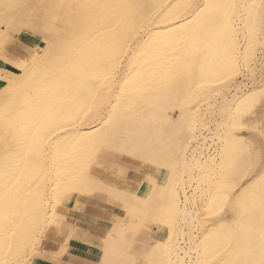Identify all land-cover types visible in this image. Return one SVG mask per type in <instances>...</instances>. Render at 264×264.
Segmentation results:
<instances>
[{"label": "rangeland", "instance_id": "374dc122", "mask_svg": "<svg viewBox=\"0 0 264 264\" xmlns=\"http://www.w3.org/2000/svg\"><path fill=\"white\" fill-rule=\"evenodd\" d=\"M78 1L80 0H64V3L68 2L67 4L65 3V5L72 3V9L74 8L76 10H74V14L77 12L76 8L80 7L78 10H80L81 13L79 14L80 16L78 15L79 18H74V20L76 19L75 24L72 26L68 25L67 22V24H65V22H63V20L61 21L59 18L55 20L57 26L56 28H58L59 32L42 29L44 33L43 34L41 33L42 30H40V28L37 30L34 27L31 28L26 24L28 22L27 15L30 14V17H33L31 16V13H34L32 11H35L33 4H30V9H27V7H25V9L24 6H22L21 10L24 11L23 13L20 11L18 12L19 14L15 13L12 15L8 7V0H0V3H3V5L5 4V6H7L6 8H8V11H4L3 13L1 12L0 14V31L2 30L0 35V80L7 79V82L0 81V90L1 88H4L5 90L2 89L3 91L1 92L6 94L4 95L0 92V136L2 135L0 137V159H3V157L6 155V152L9 151L8 149L18 148L17 146L20 145V142H22V138H20L22 136V132L27 134L33 128L35 133L41 132L40 134L45 136L48 135L47 133L55 129H58L56 131L58 132L65 128H77V126L79 130L81 129L83 131L87 128H84L86 123L105 118L107 115L106 120H104L103 123L98 126V128L96 127V129H93V131L95 130L94 132L98 138L96 141L90 144H83L82 141L78 139L77 142L74 143V149L71 150V158L69 161H67V166H70L74 162L77 167L78 176L73 175L74 179L79 178L81 182H85L87 180V170L90 164L89 160L101 145H110L116 147L119 146L120 148L121 146L126 148L124 146L126 145L129 150L141 155L142 157L145 156V158L148 160H150L149 158L152 157L150 162L163 168L159 186L154 184V187L148 183L145 185L143 190L138 193L139 197H142V201H125V206L127 207L128 214L130 215V220L124 230L130 233L129 235L133 243L137 241L135 237L139 238V236H146L147 240L146 242L139 241L142 242V248L135 247V245L132 243L131 247L133 250L130 253L127 252V248L124 245L117 242V244L120 245L115 248V251L119 252L120 249H122L124 253L121 255V258L118 257L116 259L114 264H171L172 262V264H177L179 260L178 256V260H175V257L173 256L172 258L171 256V247L173 244L175 243L176 245L174 246L175 248L177 247V250L175 249V253L182 252L181 247L188 249L187 247H189L191 244V241L189 244L190 237L186 236V234H181L182 232H180V229H187V226L184 224L185 222L179 213L180 207H183V205L186 207L189 206L190 211L193 210L192 213L195 216L193 226L197 224L195 227H193V233L195 234L197 241H202L200 252H192L193 260H196L198 257V264H220L221 262L230 263L232 260L234 264H244L248 260L251 264L255 263L256 257L258 255L256 251L259 250L258 248L261 245L259 246V244L256 243V245L259 246L257 247L255 244H253V240L251 241L249 237L252 236V239L255 238L254 242H260V240H258L255 236V234L257 236L260 234L258 238H261V232H259L260 226L263 228L261 229L260 227L262 233L264 234V221L261 220V217L262 219L264 218V214L262 212L264 210V136H262L260 132L261 119L264 117V92L260 94L262 96L259 97L260 99H258L253 106L242 108L238 105L239 102H237V105H234L235 109H231L232 111L229 110L228 112L226 111L228 109H224V113H219L218 108L222 106V94L224 93L229 95L230 91L234 92L236 83H239L238 81H243L245 84L247 82L248 86H242L243 88H253L251 85L254 84H252L254 78L252 80L249 68L254 67L256 71L260 70L261 68V72L258 71L257 76L259 77L262 72L264 75V41H262L264 40L262 34L264 31V8L262 7L264 6L262 5V3L264 4V0H260V2H258L259 0H242L243 2L241 1L242 4L240 3V5V0H233L235 4H237L239 11L238 15L231 14V19L233 21L236 20L234 23H236L235 26L238 29L236 30L239 32L238 33L236 31L237 37L234 39V44L228 42L227 35L222 28L221 30H219V28L218 31H216L212 30L213 26H210V24H205L204 22L206 21V18L203 15L194 16L192 19L193 24H199L201 21L203 22L202 24H199L200 27H204L201 31H197L192 26L190 27L191 32L190 30L187 31L188 33L186 35H183L182 37L177 36L178 38L172 39L171 41H166L164 36V34H166L164 28L166 27V24L173 23L174 20L168 19L167 23L159 22L158 16L161 15L163 11H168L166 6L156 8V18L153 15L152 17H147L144 15V10L150 6V2H148L149 0H145V2L144 0H137L136 2L142 11L140 18H143L145 21H147L144 23L145 21L142 19L140 24L135 20L134 23L136 22V32L129 36L128 34H125L126 37L124 34L119 35V37L114 35L106 37L104 34L108 29L106 25L113 22L111 11L108 10H111L110 5L112 6V2L115 0H105V6L103 8H106V11L100 6L99 10L103 11L106 20H104L103 23L100 22L102 25H99L97 22L98 26L92 25L93 22L97 21V0ZM87 7L89 8L87 9ZM62 10L55 9V14H58V12H61ZM87 14H90V16H87ZM7 16H12L13 19ZM6 17L7 19L9 18L10 23H8ZM86 18H88L89 21ZM82 19L87 21H82ZM20 20L23 22V24L20 22ZM123 20L121 19V23L126 22L125 19ZM11 22L13 26L11 25ZM79 23L83 24L80 26ZM85 24L92 26V29H90L87 33L88 37L89 35L95 33V35H92L93 40L91 46L89 45V47L91 48L92 52H95L94 55L96 60L94 58V60L92 59L93 61L90 60L87 62L92 72H89V78L91 77V81L85 83V73H87L85 68L88 66H84L85 64L83 63V66L80 65L81 73H83L82 77L79 78L77 84L75 81L71 83V85L75 83L73 86L76 87H78L80 84L79 92L78 90H70V93L67 88L69 85H67L65 88L61 87V89L63 88L61 91L59 89H56V91L54 87L56 85H61L62 80L57 81V78H52L50 76L51 73L49 69L47 70V68H45L46 66L43 68L42 65L40 68V63L37 58L40 54H42V52H44L45 56L43 59L45 60L46 55L48 57L53 49H55L58 53V58L59 56L64 55L71 45L70 43L72 39L77 40L79 38L82 40L81 35L83 34V31L81 28ZM150 24H153L154 28ZM51 33L53 35H51ZM139 33L143 34L141 43L146 45L145 46L143 44V48L144 46L145 48L142 50L143 53L141 56H139L141 52L138 53L139 55L137 59L141 58L139 61H142L139 62L137 60L135 63L132 62V64L127 67L128 70L125 74L126 79L124 78L126 82L122 87H120L119 84H115L116 76H114L115 72L120 66L118 63L119 61L123 60L121 56L125 54L124 50H127V47L130 45L134 46L133 43H136L135 39L140 35ZM149 33L154 34L155 39L148 41L147 37L150 35ZM173 35L175 34H170V36ZM111 36L116 38V44L113 41H108V39L110 40ZM117 39L122 40L117 42ZM141 46L142 45L137 46V49H139ZM14 54L24 56L27 59L26 64L22 65V63H25L23 62L24 60H22L19 56L16 57ZM142 55H144V57ZM4 56L6 57L2 58ZM6 58L9 60H5ZM256 62L260 64L254 66ZM233 63H235V66H232ZM219 66H221V68ZM28 68H30V70L35 73L31 74V79L26 77H18L19 74H22ZM235 72L238 73L236 74ZM231 73L234 74L233 78H229ZM16 76L18 78H16ZM261 80L262 82L258 84L262 85L264 84V76ZM81 82L83 83L81 84ZM88 85L94 86V91L87 94L84 90ZM123 88L125 90H123ZM108 100H111L115 103H113V108H109L108 102L110 103L111 101ZM76 101L77 105L73 104L75 107L71 106V102ZM215 103H218V106ZM62 104L71 105L64 106L62 108ZM239 107L242 110H240ZM238 108L241 113L236 110ZM97 109L100 110L99 114H97L98 116H93L91 120V117H89L91 116L90 113L93 110L96 111ZM226 112L228 114L231 113L230 116H228V114L226 115ZM222 114L226 115V118ZM222 116L226 120L229 117L227 122L225 119H222ZM86 118H89L90 120L87 121ZM219 119L222 124L224 121L226 123L222 125L223 128L220 130L222 133L221 136L215 137L213 130L217 126L215 122H217ZM213 120L215 121V124L212 122ZM237 120L238 122H236ZM226 125H228V127ZM62 126L64 127L62 128ZM6 132H8L9 135ZM231 134L233 136H231ZM127 135L128 137L130 135H135L133 137L135 142L133 140H126V138H128ZM136 135L143 136V138H146L147 142L144 141V143H142L143 146H141V144L136 142ZM204 136H206V140L208 139L207 142L204 139ZM221 137L223 138L221 139ZM217 138H220V140ZM1 143L3 146H1ZM10 143L13 145L11 146ZM138 146L140 148L142 147V150L140 148L139 150L136 149ZM4 147L6 149H4L5 151L2 149ZM45 151L47 160L45 159L40 164L35 162L36 158L32 153L31 159L33 162L32 167L34 168V173L31 175L30 179L28 178V186L31 188L34 186V184L36 186L33 188V192H31L32 200L30 203H26V205L24 203V196H26V194H23V196L19 194L21 199H23L22 204L15 203L17 200L14 201V199L11 202L10 197L13 195V191L11 189L5 190L1 188L0 264H15V260L19 256H16V258L13 259L12 251L13 246L16 244L15 238L18 236L17 233L26 223L27 218L31 216V213L34 211L33 209L40 207L39 204L40 202L42 203V199L45 197V195H43L44 193H42V186L45 185L44 183L47 184L46 181H48V178L50 177H53L54 179L57 177V168L55 167L54 163L51 162V158H53L51 155H53L54 158H57L58 148H53V150H50L48 147H46ZM240 152L242 153L239 154ZM242 154H244L245 157ZM154 155L156 156L154 157ZM181 157L183 158L181 159ZM207 157H209V160L214 158L216 161H209ZM245 158H247V162L244 160ZM197 159L200 160L197 162ZM203 161L207 163L212 162L214 165L210 164L209 168H206V166L203 168L201 167ZM216 164L219 165L217 166ZM1 165L2 164L0 163V175L3 176L4 167H1ZM249 165L250 167H248ZM52 166L54 167L53 169ZM185 166H188L189 168ZM239 167H242V169ZM246 177L249 178L247 179ZM179 183L181 184V187ZM251 184H253L255 187H252V190H248V186ZM182 187L185 188L184 190L187 192H185ZM153 189L156 191H153ZM67 192L69 191H65V193ZM210 193L213 195V198H210ZM244 194H246L245 196L248 200L255 202L256 205H259L260 203L262 204L263 202V206L260 204L262 208L260 205L259 207L253 204L256 206V209L261 208L262 210L260 211V214L262 213L263 216L259 215V210L254 211L255 214L258 212L257 215L253 214V216L255 215L258 217L257 219H260L257 222L262 223V225L259 223V226L256 221L250 223L251 225L248 226L250 228L246 227L247 229L244 225H240L238 219H240L243 214L240 212L243 211V203H241L240 198H242ZM259 196L262 198V200L259 199ZM148 197L151 199H147ZM186 197H188V199ZM216 198L218 200H215ZM211 199H214V204L211 203ZM8 200L10 203H8L9 206H7L8 204L6 203ZM187 204L189 205L187 206ZM199 207L200 209H198ZM11 211L14 214H11ZM18 216L21 220H19ZM197 218L198 221L196 222ZM49 223L50 222L46 221L43 223L44 225L39 224V226L35 229V233L39 235L40 238L43 236ZM255 224L259 227L256 228ZM242 227L245 228L244 231H246V233L247 231L249 232L247 233L248 238L244 235H242V237H244L242 238L239 236L241 235L240 233H238V236L236 235L239 229L242 230ZM253 227L255 230L252 234L250 231L251 229H254ZM256 229H258V231ZM229 231H231V237H225V239L224 237L220 236L223 233L227 234ZM255 231H257V233ZM215 234L216 236H214ZM124 235L125 232L123 231L117 233V239L125 238ZM156 239L163 241V243L158 247L155 246ZM13 241L14 243H12ZM39 241H37L34 251L30 253L26 251V253L23 255L26 256L28 254L27 258L31 259L40 245ZM262 246H264V243H262ZM153 247H156V249H153ZM159 249H161V253L158 258L156 251ZM254 249L256 250L254 251ZM255 253L256 256L254 257ZM162 255H164L166 258ZM156 257L157 259L152 262ZM170 260H172V262H170ZM174 260L176 263H174Z\"/></svg>", "mask_w": 264, "mask_h": 264}, {"label": "bare ground", "instance_id": "6f19581e", "mask_svg": "<svg viewBox=\"0 0 264 264\" xmlns=\"http://www.w3.org/2000/svg\"><path fill=\"white\" fill-rule=\"evenodd\" d=\"M69 1H71V0H69ZM81 1V0H80ZM80 1H78V2H80ZM84 1V0H83ZM92 1H94V0H92ZM236 1H238V0H236ZM241 1L242 0H240V2H239V5H240V3H241ZM246 1V0H245ZM245 1H244V3H245ZM254 1V0H253ZM74 2V1H73ZM76 2V1H75ZM136 2H137V0H115L114 2H112V6L110 5V7H111V10L109 9L108 11H111V14H112V16H113V22L112 23H108V25H106L107 27H108V29H107V31H105V36L107 37V36H110V35H114V36H117V37H119V35H123L124 34V36H125V34L127 35L128 34V36L129 35H132L134 32H136V27H135V23L136 22H138V23H140L141 24V20L143 19H141L140 18V15H141V9L139 8V5H137L136 4ZM144 2H145V0H144ZM148 2H150L149 4H150V6L147 8V9H145L144 10V15H146L147 17H152V15L155 17V14L157 13V11H156V8H158V7H163V6H166L167 7V9H168V11H163V13L161 14V15H159L158 16V20H159V22H164V23H167V21H168V19L169 20H174L173 21V23H170V24H166V27L164 28V30H165V33L166 34H164V36H165V40L166 41H171L172 39H175V38H178V37H182L183 35H186L188 32L187 31H189L190 30V27H194L197 31H201L204 27H200L199 26V24H202L203 22L201 21V23H199V24H193V22H192V19H193V17L194 16H199V15H203L206 19V21L204 22L205 24H207L208 23V25L210 24V26H213L212 27V30H216V31H218V29L219 30H221V28L223 29V31L226 33V35H227V40H228V42H230V43H232V44H234L235 43V38L237 37V34H236V31L238 30L237 28H236V26H235V24L236 23H234V22H236V20H232L231 18H232V16H231V14H235V15H238L239 14V11H238V8H237V4H235V2L233 1V0H149ZM243 2V1H242ZM258 2H260V0L258 1ZM264 2V1H263ZM66 3V2H65ZM65 3H64V0H58V1H56V0H8V7H9V10L11 11L10 13L13 15V14H15V13H18V12H20V11H22V13L24 12L23 10H21V7L22 6H24V8L25 7H27V9L29 8H31L30 7V4H33L34 5V8H35V11H32V9H31V11L32 12H34V13H31V16H33V17H30V14L29 15H27V17H28V22L26 23L28 26H30L31 28L32 27H34L35 29H37L38 30V28H40V30H50V31H55V32H57L58 31V28H56L57 26H56V21L55 20H57V19H61V21L63 20V22H65V24H67L68 23V25H73V24H75L76 23V19L74 20V18H77L78 17V15L81 13V11L80 10H78L79 8H76L77 9V12H76V14H74V8L72 9V7L73 6H71L72 5V3H69L68 5H65ZM68 3V2H67ZM66 3V4H67ZM95 3V2H94ZM238 3V2H237ZM243 3V4H244ZM91 4V3H90ZM93 4V3H92ZM141 4V3H140ZM242 4V3H241ZM71 7H70V6ZM75 5V4H74ZM89 5V4H88ZM144 5V4H143ZM256 5H258V4H256ZM262 5H264L263 3H262ZM78 6H81V5H78ZM84 6V5H83ZM100 6H101V8L102 9H106V8H103L104 6H105V0H97V9H98V15L96 16L97 17V21L96 22H93V24L92 25H94V26H98V23H99V25L101 24V23H103V21L104 20H106L105 19V17H104V14H103V11H100L99 10V8H100ZM261 6V5H260ZM7 6H5V4L3 5V3L1 4L0 3V14H1V12L3 13L4 11H8V8H6ZM33 7V6H32ZM109 7V8H110ZM166 7H165V9H166ZM263 8H264V6H262ZM89 7H87V9H88ZM239 8H241V7H239ZM26 9V8H25ZM24 9V10H25ZM55 9H60V10H62L61 12H58V14H55ZM160 9V8H159ZM260 9H262V8H260ZM244 10V9H243ZM249 10V9H248ZM255 10V9H254ZM26 11V10H25ZM76 11V10H75ZM89 11V10H88ZM95 11V10H94ZM94 11H92V12H94ZM97 11V10H96ZM106 11V10H105ZM159 11V10H158ZM264 11V10H263ZM90 12V11H89ZM259 12V11H258ZM241 13V12H240ZM244 13V12H243ZM250 13V12H249ZM19 14V13H18ZM21 14V13H20ZM86 14V13H85ZM3 15V14H2ZM10 15V14H9ZM90 16V14H87V16ZM96 15V14H95ZM245 15V14H244ZM262 15V14H261ZM22 16V15H21ZM80 16V15H79ZM203 16H202V18H203ZM1 17V16H0ZM7 17H10V18H12V16H7ZM7 17H6V19H7ZM14 17V16H13ZM23 17H24V15H23ZM23 17H20V18H23ZM82 17V16H81ZM229 17H230V19H229ZM233 17H234V15H233ZM16 18V17H15ZM19 18V19H20ZM79 18V17H78ZM90 18V17H89ZM156 18V17H155ZM155 18H153V19H155ZM238 18V17H237ZM4 19V18H3ZM13 19V18H12ZM86 19H88V18H86ZM110 19H111V17H110ZM121 19L123 20V19H125V23H121ZM260 19V18H259ZM15 20V19H14ZM22 20V19H21ZM20 20V22H22ZM81 20V19H80ZM136 20V22L134 23V21ZM144 21H145V19H143ZM204 20V19H203ZM263 20V19H262ZM7 21H8V23H10L9 22V18L7 19ZM6 21V22H7ZM12 22H14L13 20H11ZM82 21H87V20H83L82 19ZM81 21V22H82ZM88 21H89V19H88ZM94 21V20H93ZM260 21V20H259ZM12 22H11V25H12ZM67 22V23H66ZM78 22V21H77ZM98 22V23H97ZM101 22V23H100ZM123 22H124V20H123ZM143 22V21H142ZM147 21H145L144 23H146ZM4 23V22H3ZM7 23V24H8ZM85 23V22H84ZM89 23V22H88ZM134 23V24H133ZM20 24V23H19ZM22 24H23V22H22ZM80 24V23H79ZM83 24V23H82ZM82 24H80V26L82 25ZM104 24H105V22H104ZM154 24V23H153ZM153 24H150V25H152V27L154 28V26H153ZM158 24V23H157ZM261 24V23H260ZM102 25V24H101ZM207 25V26H208ZM264 25V24H263ZM13 26V25H12ZM19 26V25H18ZM63 26V25H62ZM162 26V25H161ZM202 26H205V25H202ZM8 27H9V25H8ZM70 27V26H69ZM103 27V26H102ZM155 27H157V26H155ZM164 27V26H163ZM263 27V26H262ZM27 28V27H26ZM60 28H61V26H60ZM72 28H74V27H72ZM76 28V27H75ZM137 28H140V27H137ZM146 28V27H145ZM148 28V27H147ZM149 28H150V26H149ZM82 31H83V34L81 35L82 36V40L81 39H77V40H75V39H72V41H71V45L69 46V48L67 49V51H66V53L64 54V55H62V56H59V58L57 57V52H56V50L55 49H53L52 50V52L50 53V55L47 57V55H46V57H45V60L43 59L44 58V56H45V54H44V52H42V54H40L39 55V57L37 58V60L39 61V63H40V65H39V67L41 68L42 67V65H43V68H44V66H46L45 68H47V70L49 69V71H50V73H51V77L52 78H57V81L58 80H62V83H61V85H56L54 88H55V90L57 89H59L60 91L63 89V88H65L67 85H69L67 88H68V90L70 91V90H73V91H77L78 90V92H79V85H78V87H76V86H73L75 83L77 84L78 83V81H79V78H81L82 77V75H83V73H81V66L80 65H82L83 66V63L85 64L84 66H88V67H86L85 68V71L87 72V73H85L86 74V76H85V83H87L88 81L90 82L91 81V77L89 78V72L90 73H92L91 72V70H90V67H89V65L87 64V62L88 61H90V60H94V58H95V55H94V53L95 52H92L91 51V48L89 47V45L91 46V44H92V35H95V33L94 34H92V35H89V37H88V31L90 30V29H92V26H89L88 24H85V25H83L82 26ZM157 29V28H156ZM237 29V30H236ZM262 29V28H261ZM33 30V29H32ZM40 30H39V32H40ZM43 30H42V32L41 33H43ZM70 30H71V28H70ZM69 30V31H70ZM74 30V29H73ZM2 31V30H1ZM1 31H0V35H1ZM62 31V30H61ZM138 31V30H137ZM59 32V31H58ZM73 32V31H72ZM99 32V31H98ZM145 32V31H144ZM190 32H191V30H190ZM238 32V31H237ZM46 33H48V32H46ZM61 33H63V32H61ZM65 33V32H64ZM78 33V32H77ZM175 34V35H173V36H170V34ZM239 33V32H238ZM31 34H32V32H31ZM44 34V33H43ZM50 34V33H49ZM65 34H67V33H65ZM64 34V35H65ZM69 34H71V33H69ZM99 34V33H98ZM98 34H96V35H98ZM140 35L138 36V37H136V43L134 44L133 43V45L134 46H128L127 47V50H124V52H125V54L124 55H122L121 57L123 58V60L122 61H119V69L115 72V75L114 76H116L115 78V84L116 85H120V87H122L124 84H125V80H124V78H125V74H126V71L128 70L127 69V67H129V65L130 64H132V62H136L137 60L139 61L140 59L138 58L137 59V57H138V53H140V55L139 56H141V54L143 53L142 52V50L145 48V46H144V48H143V44L141 43L142 42V37H143V34H141V33H139ZM150 34V33H149ZM190 34V33H189ZM263 39H264V31H263ZM10 35V34H9ZM51 35H53L52 33H51ZM80 35V34H79ZM3 36V35H2ZM1 36V37H2ZM62 36V35H61ZM104 36V35H103ZM178 36V37H177ZM55 37H56V35H55ZM68 37V36H67ZM94 37V36H93ZM126 37V36H125ZM57 38H58V36H57ZM62 38H63V36H62ZM59 39V38H58ZM68 39V38H67ZM101 39V38H100ZM115 39L116 38H114L113 36H111L110 37V40L108 39V41L109 42H111V41H113L115 44H116V42H115ZM146 39V38H145ZM152 39H155V36H154V34H150L148 37H147V40L149 41V40H152ZM55 40V39H54ZM102 40V39H101ZM118 40V39H117ZM120 40H122V39H120ZM120 40H118L117 42H120ZM126 40V39H125ZM134 40V39H133ZM3 41V40H2ZM64 41V40H63ZM262 41H264V40H262ZM60 42V41H59ZM134 42V41H133ZM225 42V41H224ZM3 43V42H2ZM50 43V42H49ZM147 43V42H146ZM53 44H54V42H53ZM123 44V43H122ZM142 45L139 49H137V46H140V45ZM264 44V43H263ZM262 45V44H261ZM1 46V45H0ZM264 46V45H263ZM48 47V46H47ZM46 47V48H47ZM62 47V46H61ZM45 48V49H46ZM123 48V47H122ZM48 49V48H47ZM263 49H264V47H263ZM65 50V49H64ZM59 51V50H58ZM264 51V50H263ZM64 52V51H63ZM100 52H101V50H100ZM105 53V52H104ZM175 54V53H174ZM99 55H100V53H99ZM143 57H144V55H142ZM120 57V58H121ZM100 58V57H99ZM172 58H174V57H172ZM166 59V58H165ZM219 59V58H218ZM259 59V58H258ZM92 60V61H93ZM95 60H96V58H95ZM142 61V60H141ZM141 61H139V62H141ZM162 61V60H161ZM138 63V62H137ZM218 63V62H217ZM44 64H47V65H44ZM219 64V63H218ZM217 64V65H218ZM257 64H260V63H255V65L254 66H256ZM23 65V64H22ZM151 65V64H150ZM48 66V67H47ZM232 66H235V63H233L232 64ZM264 66V65H263ZM220 68H221V66H219ZM260 67H262V66H260ZM249 68V67H248ZM264 68V67H263ZM31 69H33V68H31ZM80 69V70H79ZM237 69H238V67H237ZM22 70V69H21ZM229 70V69H228ZM234 70V69H233ZM248 70V69H247ZM260 70H261V68H260ZM260 70H258V71H260ZM249 71H250V76L252 77V80H253V78H254V82L252 81V84L253 85H251V86H253V88H249V89H246V88H243L242 86H245V85H247V82H246V84L243 82V81H238L239 83H236V88H235V91L234 92H231L230 91V93H229V95H227V94H222V106L221 107H219L218 109V111H219V113L220 112H223V110L225 109H228V110H226L227 112L230 110V111H232L233 109H235L234 108V105L236 104L237 105V102H239L238 103V105L240 106V107H242V108H245V107H250V106H253L254 104H255V102L258 100V99H260L259 97L260 96H262V95H260V94H262L263 92H264V84H258V83H261L262 82V80L261 79H263V72H262V74H260V72H259V77L257 76L258 74H257V72L258 71H256L255 70V68L254 67H251V68H249ZM11 73V72H10ZM220 73V72H219ZM230 73V72H229ZM236 73V72H235ZM238 73V72H237ZM236 73V74H237ZM241 73V72H240ZM243 73V72H242ZM31 74H35L32 70H30V68H28L26 71H24L22 74H19L18 75V77H20V78H29V79H31ZM233 73H231L230 75L232 76H230L229 78H233L234 77V74L232 75ZM93 75V74H92ZM110 75H111V73H110ZM223 75H226V74H223ZM244 75V74H243ZM35 76V75H34ZM49 76V77H50ZM222 76V75H221ZM236 76V75H235ZM249 76V75H248ZM17 76H16V78H18ZM245 77H247V76H245ZM5 78V77H4ZM19 78V79H20ZM112 78V77H111ZM248 78H250V77H248ZM18 79V80H19ZM45 79V78H44ZM126 79V78H125ZM244 79V78H243ZM17 80V81H18ZM36 80V79H35ZM46 80V79H45ZM81 80V79H80ZM227 80V79H226ZM228 80H230V79H228ZM236 80V79H235ZM242 80V79H241ZM1 82H7V79H2V80H0ZM11 81V80H10ZM73 81H75V83H73V85H71V83L73 82ZM84 81V80H83ZM29 82V81H28ZM33 82V81H32ZM10 83V82H9ZM8 83V84H9ZM19 83H20V81H19ZM83 82H81V84H82ZM225 83V82H224ZM29 84V83H28ZM33 84V83H32ZM38 84H40V83H38ZM93 84V83H92ZM250 84V83H249ZM26 86H30V85H26ZM38 86V85H37ZM40 86V85H39ZM223 86V85H222ZM229 86V85H228ZM248 86V85H247ZM246 86V87H247ZM7 87V86H6ZM15 87H16V85H15ZM61 87H63L62 89H61ZM94 86H91V85H88L86 88H85V90L84 91H86V93L88 94V93H90V92H92V91H94V88H93ZM125 87V86H124ZM66 88V89H67ZM93 88V89H92ZM229 88V87H228ZM227 88V89H228ZM2 89H4V88H1V90H0V92L1 91H3ZM28 89V88H27ZM5 90V89H4ZM56 90V91H57ZM123 90H125L124 88H123ZM231 90V89H230ZM8 91V90H7ZM14 92V91H13ZM16 92V91H15ZM28 92V91H27ZM67 92V91H66ZM77 92V93H78ZM107 92V91H106ZM105 92V93H106ZM2 93V92H1ZM0 93V94H1ZM8 93V92H7ZM22 93V92H21ZM58 93V92H57ZM70 93H71V91H70ZM76 93V94H77ZM82 93H83V91H82ZM108 93V92H107ZM112 93V92H111ZM160 93V92H159ZM2 94H4V93H2ZM10 94H12V93H10ZM14 94V93H13ZM73 94V93H72ZM113 94H115V93H113ZM4 95H6V94H4ZM26 95V94H25ZM49 95V94H48ZM58 95V94H57ZM67 95V94H66ZM91 95H92V93H91ZM2 96V95H1ZM77 96V95H76ZM85 97V96H84ZM105 97V96H104ZM262 98V97H261ZM10 99H11V97H10ZM105 99V98H104ZM112 99V98H111ZM3 100V99H2ZM6 100V99H5ZM108 101H111V100H108ZM10 102V101H9ZM16 102V101H15ZM38 102V101H37ZM217 102H218V100H217ZM19 103V102H18ZM46 103H47V98H46ZM77 103V101L76 102H71V104H62V108L64 107V106H73V107H75L74 105H77L76 104ZM106 103V102H105ZM113 101H111L110 103L108 102V104H109V108L111 107V108H113ZM0 104H1V102H0ZM74 104V105H73ZM107 104V105H108ZM115 104V103H114ZM216 104V103H215ZM218 104V103H217ZM216 104V105H217ZM221 105V104H220ZM218 106V105H217ZM15 107V106H14ZM20 107V106H19ZM72 107V108H73ZM239 107V108H240ZM48 108V107H47ZM108 108V109H109ZM239 108L238 109H236V110H238L239 111ZM19 109V108H18ZM17 109V110H18ZM222 109V110H221ZM232 109V110H231ZM217 110V109H216ZM240 110H242L241 108H240ZM244 110V109H243ZM14 111H15V108H14ZM111 111V110H110ZM99 112H100V110L99 109H97L96 111L95 110H93L90 114H91V116H89V117H91V120H92V117L94 116L95 117V115H97V114H99ZM225 112V111H224ZM223 112V113H224ZM226 112V115L228 114ZM110 113V112H109ZM239 113H241V111H239ZM105 114V113H104ZM217 114H218V112H217ZM231 114V113H230ZM230 114H228V116H230ZM216 115V114H215ZM221 115V114H220ZM223 115V114H222ZM226 115H223V116H225V118H226ZM98 116V115H97ZM101 116V115H100ZM99 116V117H100ZM102 116H103V114H102ZM101 116V117H102ZM105 116V115H104ZM222 116V117H223ZM106 117H107V115H106ZM106 117L105 118H101V119H97V120H93V121H90V122H88V123H86V125H84L85 127L84 128H86V129H84L83 131L80 129H78V126H77V128H73L72 127V129H67V128H65V129H63L62 131L60 130V131H58V132H56L58 129H55V130H53V131H51V132H49V133H47L48 135H43V134H40V133H35V131H34V129L32 128L31 130H30V132H28L27 134H25L24 132H22V136L20 137V138H22V142H20V145H18L17 147L18 148H13V149H8L9 151H7L6 152V155L3 157V159L0 161V163L2 164L1 165V167L3 166L4 168V174H3V176H1L0 175V191L2 190V189H5V190H7V189H11L12 191H13V195H11V197H10V200H11V202H12V200L14 199V201H16L15 203H20V204H22L23 203V199H21V196H23V194H26V196H24L25 198H24V203H25V205H26V203H30L31 202V198H32V194H31V192H33V188L36 186L35 184H34V186L31 188V187H29L28 186V178L30 179V177H31V175L34 173V168L32 167V153H33V155H34V157L36 158V160H35V162L36 163H38V164H40V163H42L45 159H46V154H45V149H46V147H48V149H50V150H53V148H58V157L56 158H54V156L53 155H51V157H53V158H51V162L52 163H54V165H55V167L57 168V177H55V179L53 178V177H50V178H48L49 180V182L48 181H46L47 182V184L46 183H44L45 185H43L42 186V193H44L43 195H45V197L42 199L43 201H42V203L40 202V207L39 208H35V209H33L34 211V213L32 212H30L31 213V216L29 217V218H27V221H26V223L23 225V227L21 228V230H19V232L17 233L18 234V236L15 238V245L13 246V259L14 258H16V256H19L16 260H15V264H30L31 263V259L30 258H27L28 256V254L25 256V255H23L24 253H26V251H28V253H30V252H32V251H34L35 250V245H36V243H37V241H39V235H37L36 233H35V229L39 226V224H43L44 222H46V221H48V222H51V221H53L54 222V220H56L57 218H58V213H56L55 212V206L57 205V203H58V201H60L61 200V198L63 197V195L65 194V191H77V190H80V189H82L83 187H89L88 185H86L84 182H81V180L79 179V178H75L74 179V177H73V175H76V176H78V172H77V167H76V165L74 164V162L70 165V166H67V161H69V159L71 158V150H73L74 148H73V146H74V143H76L77 142V140L79 139L80 141H82V143L83 144H90V143H92V142H94V141H96V139H98L96 136V133L93 131V129H96V127L98 128V126L101 124V123H103V121L104 120H106ZM219 117V116H218ZM217 117V118H218ZM256 117V116H255ZM96 118H98V117H96ZM221 118V117H220ZM224 117L222 118V119H225ZM229 118V117H228ZM228 118H227V120H228ZM254 118V117H253ZM87 119V118H86ZM94 119V118H93ZM167 119V118H166ZM221 119V120H222ZM90 119L88 118L87 119V121H89ZM164 120V119H163ZM215 120V119H214ZM212 121L213 123L215 122V121ZM227 120L225 119V121L227 122ZM236 120V119H235ZM45 121V120H44ZM85 121V120H84ZM83 121V122H84ZM224 121V120H223ZM224 121V123H226ZM14 122V121H13ZM229 122V121H228ZM236 122H238V120L236 121ZM1 123V122H0ZM30 123V122H29ZM216 124H217V126L215 127V129L213 130V133L215 134L214 136L216 137V136H221V128H223V124L221 123V121H220V119L217 121V122H215ZM214 123V124H215ZM60 124V123H59ZM112 124V123H111ZM114 124V123H113ZM229 124V123H228ZM37 126V125H36ZM35 126V127H36ZM56 126V125H55ZM106 126V125H105ZM222 126V127H221ZM227 127H228V125H226ZM64 126H62V128H63ZM75 127V126H74ZM107 127V126H106ZM260 127V126H259ZM31 128V127H30ZM29 128V129H30ZM80 128V127H79ZM81 128H82V126H81ZM261 128V127H260ZM5 129V128H4ZM12 129V128H11ZM101 129V128H100ZM105 129V128H104ZM2 130V129H1ZM24 130V129H23ZM112 130V129H111ZM118 130V129H117ZM25 131V130H24ZM101 131V130H100ZM210 131H211V129H210ZM209 131V132H210ZM1 132H3V131H1ZM11 132V131H10ZM26 132V131H25ZM112 132V131H111ZM129 132V131H128ZM128 132H127V134H128ZM8 135H9V133L8 132H6ZM5 133V134H6ZM113 133V132H112ZM121 133V132H120ZM133 133V132H132ZM135 133V132H134ZM246 133V132H245ZM1 134V133H0ZM4 134V135H5ZM115 134V133H114ZM122 134V133H121ZM225 134V133H224ZM7 135V136H8ZM129 135V134H128ZM128 135H127V137H128ZM2 136V135H1ZM0 136V137H1ZM103 136V135H102ZM135 136V135H134ZM133 135H130L128 138H126V140H128V141H131V140H133V137H134ZM199 136V135H198ZM230 136V135H229ZM231 136H233L232 134H231ZM236 136V135H235ZM109 137V136H108ZM121 137V136H120ZM202 137H203V135H202ZM213 137V136H212ZM239 137V136H238ZM107 138V137H106ZM208 138V137H207ZM214 138V137H213ZM212 138V139H213ZM223 137H221V139H222ZM242 138V137H241ZM6 139V138H5ZM122 139V138H121ZM120 139V140H121ZM125 139V138H124ZM135 139H136V142H138L139 144H141V146H143L142 145V143H144V141L145 142H147L146 141V138H143V136H139V135H136V137H135ZM197 139V138H196ZM204 139L206 140V136H204ZM217 139H219L220 140V138H217ZM234 139V138H233ZM118 140V139H117ZM199 140V139H198ZM208 140V139H207ZM207 140H206V142H207ZM240 140H242V139H240ZM105 141V140H104ZM114 141V140H113ZM116 141V140H115ZM134 142H135V140H133ZM201 141V140H200ZM234 141H236V140H234ZM250 142H252V141H250ZM6 143V142H5ZM113 143V142H112ZM214 143H215V141H214ZM253 143V142H252ZM9 144V143H8ZM125 144V143H124ZM134 144V143H133ZM241 144V143H240ZM245 144V143H244ZM4 145H6V144H4ZM10 145L12 146L13 144H11L10 143ZM10 145H8V146H10ZM16 145V144H15ZM130 145H131V142H130ZM145 145V144H144ZM211 145V144H210ZM1 146H3L2 145V143H1ZM110 146V145H109ZM126 148H127V146L126 145H124ZM133 146V145H132ZM136 146V145H135ZM247 146V145H246ZM44 147V148H43ZM119 147V146H118ZM211 147V146H210ZM241 147V146H240ZM7 148V147H6ZM12 148V147H11ZM121 148H123V146H121ZM139 146H138V148L136 147V149H138L139 150ZM142 148V147H141ZM140 148V149H141ZM150 148V147H149ZM242 148V147H241ZM246 148V147H245ZM3 150L5 149V147L4 148H2ZM128 149V148H127ZM157 149V148H156ZM258 149V148H257ZM6 150V149H5ZM4 150V151H5ZM135 150V149H134ZM142 150V149H141ZM148 150V149H147ZM155 150V149H154ZM159 150V149H158ZM202 150V149H201ZM205 150V149H204ZM207 150H208V147H207ZM240 150H242V149H240ZM240 150H238V151H240ZM245 150V149H244ZM152 151V150H151ZM161 151H163V150H161ZM213 151H215V150H213ZM246 151V150H245ZM141 152V151H140ZM149 152V151H148ZM147 152V153H148ZM187 152V151H186ZM191 152H193V151H191ZM222 152V151H221ZM236 152H237V149H236ZM235 152V153H236ZM49 153V152H48ZM194 153V152H193ZM242 152H240L239 154H241ZM244 153V152H243ZM185 154V153H184ZM183 154V155H184ZM187 154V153H186ZM209 154V153H208ZM223 154V153H222ZM262 154V153H261ZM261 154H259V155H261ZM147 155V154H146ZM196 155V154H195ZM199 155V154H198ZM213 155V154H212ZM217 155V154H216ZM216 155H215V157H216ZM242 155H244V154H242ZM256 155V154H255ZM156 155H154V157H155ZM210 156V155H209ZM250 156V155H249ZM0 157H1V155H0ZM49 157V156H48ZM145 157V156H144ZM195 157V156H194ZM214 157V156H213ZM214 157V158H215ZM244 157H245V155H244ZM159 158V157H158ZM183 157H181V159H182ZM208 158V160H209V157H207ZM210 159L209 161H216L215 159ZM235 158V157H234ZM237 158V157H236ZM261 158V157H260ZM150 160L149 161H151V159H152V157H150L149 158ZM154 159V158H153ZM185 159H186V157H185ZM201 159V158H200ZM200 159H197V162H198V160H200ZM206 159V158H205ZM247 158H245L244 160H246ZM262 159V158H261ZM47 160V159H46ZM148 160V159H147ZM235 160V159H234ZM242 160V159H241ZM243 160V161H244ZM248 160H250V159H248ZM49 161V160H48ZM91 161V159L89 160V162ZM153 161V160H152ZM185 161V160H184ZM242 161V162H243ZM251 161V160H250ZM249 161V162H250ZM225 162V161H224ZM246 162H247V160H246ZM246 162H244L245 164H247ZM152 163V162H151ZM157 163V162H156ZM164 163V162H163ZM188 163V162H187ZM186 163V164H187ZM196 163V162H195ZM238 163V162H237ZM37 164V165H38ZM49 164V163H48ZM162 164V163H161ZM210 164H212V162L210 163V162H202V165H201V167H205L206 166V168L208 167H210L209 165ZM252 164V163H251ZM53 165V164H52ZM212 165H214V164H212ZM217 165V164H216ZM219 165V164H218ZM217 165V166H218ZM237 165V164H236ZM256 165V164H255ZM238 166V165H237ZM241 166V165H240ZM159 167H161V166H159ZM185 167H188V166H185ZM200 167V168H201ZM214 167V166H213ZM213 167H211V168H213ZM246 167V166H245ZM248 167H250V165L248 166ZM255 167V166H254ZM258 167V166H257ZM54 167L52 166V169H53ZM189 168V167H188ZM239 168H241L242 169V167H239ZM253 168V167H252ZM51 169V168H50ZM50 169H49V171H50ZM187 169V168H186ZM232 169V168H231ZM246 169H248V168H246ZM256 169V168H255ZM254 169V170H255ZM212 170V169H211ZM233 170V169H232ZM244 170H245V168H244ZM243 170V171H244ZM258 170V169H257ZM53 171V170H52ZM248 171V170H247ZM247 171H246V174H247ZM250 171V170H249ZM251 171H253V170H251ZM242 173V172H241ZM250 173V172H249ZM248 173V174H249ZM42 174V173H41ZM215 174V173H214ZM242 175V174H241ZM52 176V175H51ZM54 176V175H53ZM239 176V175H238ZM250 176H252V175H250ZM161 177L162 176H160V177H158V176H151L149 179H148V183H149V185H153L154 186V184L157 186H159V181L161 180ZM39 178H41V177H39ZM97 178V177H96ZM247 178V177H246ZM249 178V177H248ZM247 178V179H248ZM89 179V178H88ZM39 180V179H38ZM86 180V179H85ZM90 180V179H89ZM91 180H92V178H91ZM90 180V181H91ZM244 180V179H243ZM89 181V182H90ZM95 181V180H94ZM98 181H99V183L100 184H102V183H104V181L103 180H99L98 179ZM181 182V181H180ZM91 183V182H90ZM98 183V182H97ZM180 184V183H179ZM183 185V184H182ZM99 186V185H98ZM261 186V185H260ZM93 187V186H92ZM96 187V186H95ZM155 187V186H154ZM153 187V188H154ZM180 187H181V184H180ZM225 187V186H224ZM252 187H255L253 184H251V185H249L248 186V190H252ZM2 188V189H1ZM37 188V187H36ZM157 188V187H156ZM155 188V189H156ZM182 189L184 190L185 188H183L182 187ZM246 189V188H245ZM35 190V189H34ZM201 190H202V188H201ZM153 191H156V190H154L153 189ZM185 191V190H184ZM185 192H187V191H185ZM245 192H247V191H245ZM40 193V192H39ZM42 193H41V195H42ZM155 193V192H154ZM256 193V192H255ZM19 194H21V196L19 195ZM151 195V194H150ZM195 195V194H194ZM210 195V198L213 196L211 193L209 194ZM246 194H244L243 195V197L242 198H240V200H241V203H243V211H240V212H242L243 214H242V216L240 217V219H238L239 220V223H240V225H244L245 226V228L246 227H248V226H250L251 224L250 223H253V221L255 222H257V221H259L260 219H257L258 217H256L255 215H257L258 214V212H257V214H255L254 213V211H258L259 210V215H261V216H263L262 215V213L260 214V211H262L261 210V208H262V206H263V202H262V206H261V208L260 209H256V206H259V205H256V203L255 202H253V201H250V200H248L247 199V197L245 196ZM38 197V196H37ZM37 197H35V198H37ZM151 197V196H150ZM150 197H148L147 199H151ZM189 197V196H188ZM188 197H186L187 199H188ZM194 197V196H193ZM8 198V197H7ZM40 198V197H39ZM210 198H208V199H210ZM213 198V197H212ZM218 198V197H217ZM215 199V200H218V199ZM196 199V198H195ZM250 199V198H249ZM259 199H261L262 200V198H260V196H259ZM70 200V199H69ZM230 200V199H229ZM263 200H264V198H263ZM2 201V200H1ZM146 201V200H145ZM149 201H151V200H149ZM148 201V202H149ZM155 201V200H154ZM185 201V200H184ZM191 201V200H190ZM189 201V202H190ZM193 201V200H192ZM206 201V200H205ZM256 201V200H255ZM257 201H259V200H257ZM194 202H196V201H194ZM7 204L9 203V200L6 202ZM35 203H37V202H35ZM59 203H62V202H59ZM150 203V202H149ZM187 203V202H186ZM211 203L212 204H214V199H211ZM231 203V202H230ZM10 204V203H9ZM9 204L7 205V206H9ZM147 204V203H146ZM184 204H185V202H184ZM195 204V203H194ZM206 204V203H205ZM227 204V203H226ZM253 204H255V205H253ZM189 204H187V206H188ZM228 205V204H227ZM231 205V204H230ZM202 206V205H201ZM259 206V207H260ZM32 207V206H31ZM34 207V206H33ZM194 207V206H193ZM227 207V206H226ZM255 207V208H254ZM5 208V207H4ZM190 207L188 206V207H186L185 205H183V207H180V210H179V213H180V215H181V218L184 220V224H186V228L187 229H183V230H181L180 229V232H182L181 234H186V236H189L190 238H189V244H190V241H191V244H190V246L189 247H187L188 249H186V248H182L181 247V251L182 252H178V253H175V249L177 248H175V246L174 245H176L175 243L173 244V246L171 247V256H172V258H173V256L175 257V260L177 259V256H178V258H179V260H178V263L177 264H198L199 263V261H198V257L196 258V260H193V257H192V252L193 251H196V252H200V247H201V244H202V241L200 240V241H197L196 239V236H195V234L193 233L194 232V230H193V227H195V226H193V222H194V218H195V216H194V214L192 213L193 212V210L192 211H190V209H189ZM256 209V210H254V209ZM198 209H200V207L198 208ZM252 209H253V211H252ZM14 211V210H13ZM226 211V210H225ZM229 211V210H228ZM15 212V211H14ZM253 212V213H252ZM263 212V214H264V210L262 211ZM13 212L11 211V214H12ZM178 213V214H179ZM14 214V213H13ZM196 214V213H195ZM197 214H198V211H197ZM196 214V215H197ZM199 214H201V213H199ZM229 214V213H228ZM253 214H255L254 216H253ZM237 215H238V213H237ZM240 215V214H239ZM15 216H16V214H15ZM20 216H21V214H20ZM19 217V216H18ZM24 217V216H23ZM60 217V216H59ZM223 218V217H222ZM231 218V217H230ZM260 218V217H259ZM181 219V220H182ZM264 219V218H263ZM262 219V217H261V220L262 221H264ZM19 220H21L20 219V217H19ZM58 220V219H57ZM209 220V219H208ZM198 221V218H197V220H196V222ZM195 222V223H196ZM222 222V221H221ZM230 222V221H229ZM228 223V222H227ZM258 223V225H259V223L260 222H257ZM264 223V222H263ZM50 224V223H49ZM44 225V224H43ZM204 225V224H203ZM225 225V224H224ZM254 225V224H253ZM256 226V224H255V227L257 228V227H259L260 225H262V223H260V225L259 226ZM264 225V224H263ZM11 226H12V224H11ZM230 226V225H229ZM243 226V227H244ZM41 227V226H40ZM242 227V230L241 229H239V231H237V233H236V235L238 236L239 234L238 233H240L241 235H239V236H241L242 237V235H244V236H246L247 238H248V236H247V233H249L248 231H247V233H246V231H244V229L245 228H243ZM261 227V226H260ZM260 227H259V232H261V238L259 239L258 238V236L260 235H256L255 234V236H256V238L258 239V240H260V242H254V239H252L251 237H249L250 239H251V241L253 242V244H255L256 245V243L257 244H259V246H257V247H259L258 249L259 250H257L256 251V253L258 254L257 255V257H258V259H257V257H256V261H255V263H253V264H264V246H262V243H264V234L262 233V230L261 229H263L262 227H261V229H260ZM264 227V226H263ZM11 228V227H10ZM183 228V227H182ZM224 228V227H223ZM228 228H230V227H228ZM248 228H250V227H248ZM254 228V227H253ZM46 229H47V227H46ZM231 229V228H230ZM229 229V230H230ZM247 229V228H246ZM12 230V229H11ZM255 230V228L254 229H251V233L253 234L254 231ZM257 231H258V229H256ZM7 231V230H6ZM17 231V230H16ZM199 231H201V230H199ZM257 231H255L256 233H257ZM12 232V231H11ZM39 232V231H38ZM197 232V231H196ZM264 232V231H263ZM3 233V232H2ZM42 233V232H41ZM250 233V234H251ZM12 234V233H11ZM230 234H231V231H229L227 234H225V233H223V234H221L220 236L221 237H226V238H228V237H231L230 236ZM197 235V234H196ZM233 235V234H232ZM214 236H216V234L214 235ZM213 236V237H214ZM0 237H1V234H0ZM4 237H5V235H4ZM7 237V236H6ZM217 237H218V235H217ZM253 237H254V235H253ZM11 238H13V237H11ZM11 238H10V241H11ZM42 238L43 237H41L40 238V241H39V244H40V242H41V240H42ZM171 238V237H170ZM183 238H185V237H183ZM223 238V239H224ZM225 238V239H226ZM242 238H244V237H242ZM5 239V238H4ZM2 240V239H1ZM6 240V239H5ZM4 240V241H5ZM9 240V239H8ZM250 241V240H249ZM5 242H7V241H5ZM173 242H175V241H173ZM205 242V241H204ZM207 242V241H206ZM11 243V242H10ZM12 243H14V241L12 242ZM172 243V242H171ZM192 243H193V245H192ZM1 244V243H0ZM8 244V243H7ZM204 244V243H203ZM6 245V244H5ZM206 245V244H205ZM38 246V245H37ZM1 247V246H0ZM170 247V246H169ZM180 247V246H179ZM178 247V248H179ZM257 247H254V248H257ZM262 247V248H261ZM8 249V248H7ZM250 249H252V248H250ZM177 250V249H176ZM233 250V249H232ZM256 249H254V251H255ZM8 251V250H7ZM165 251V250H164ZM170 251V250H169ZM36 252V251H35ZM229 252V251H228ZM161 253V252H160ZM256 253H255V255H254V257L256 256ZM34 254V253H33ZM176 255V256H175ZM232 255V254H231ZM162 256H164V255H162ZM198 256V255H197ZM165 257V256H164ZM2 258V257H1ZM11 258V257H10ZM159 258V257H158ZM166 258V257H165ZM7 259V258H6ZM5 259V260H6ZM248 259H249V257H248ZM150 260V259H149ZM155 260V259H154ZM163 260V259H162ZM174 260V263H176V261ZM228 260V259H227ZM230 260V259H229ZM194 261V262H193ZM225 261V260H224ZM233 261V260H232ZM230 262V263H224V262H221L220 264H234V262ZM236 261V260H235ZM154 262V261H153ZM170 262H172V260H170ZM227 262V261H226ZM5 263H6V261H5ZM146 263V262H145ZM166 263V262H165ZM173 263V262H172ZM171 263V264H172ZM11 264V263H10ZM147 264V263H146ZM156 264V263H155ZM244 264H251L250 262H249V260L248 261H246Z\"/></svg>", "mask_w": 264, "mask_h": 264}, {"label": "crops", "instance_id": "0c3cea01", "mask_svg": "<svg viewBox=\"0 0 264 264\" xmlns=\"http://www.w3.org/2000/svg\"><path fill=\"white\" fill-rule=\"evenodd\" d=\"M19 57L25 65L27 59ZM162 172V167L129 149L101 145L87 170L84 183L89 187L69 191L58 201L55 206L58 220L47 226L30 264H114L124 253L122 249L115 251L118 245L132 252L133 241L124 230L130 220L125 201H142L138 193L151 176L160 177ZM98 179L104 183L100 184ZM122 231L125 238L117 239V233ZM135 238V247L142 248L146 236ZM162 243L156 239L155 246ZM160 250L156 251L157 257Z\"/></svg>", "mask_w": 264, "mask_h": 264}, {"label": "snow or ice", "instance_id": "6c2138e0", "mask_svg": "<svg viewBox=\"0 0 264 264\" xmlns=\"http://www.w3.org/2000/svg\"><path fill=\"white\" fill-rule=\"evenodd\" d=\"M261 135L264 136V117L261 119V129H260Z\"/></svg>", "mask_w": 264, "mask_h": 264}]
</instances>
